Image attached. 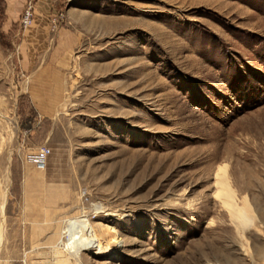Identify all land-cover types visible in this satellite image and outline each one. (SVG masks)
I'll return each instance as SVG.
<instances>
[{
  "label": "rangeland",
  "instance_id": "1",
  "mask_svg": "<svg viewBox=\"0 0 264 264\" xmlns=\"http://www.w3.org/2000/svg\"><path fill=\"white\" fill-rule=\"evenodd\" d=\"M35 9L0 0V264H264V0ZM67 219L115 240L73 256Z\"/></svg>",
  "mask_w": 264,
  "mask_h": 264
},
{
  "label": "bare ground",
  "instance_id": "2",
  "mask_svg": "<svg viewBox=\"0 0 264 264\" xmlns=\"http://www.w3.org/2000/svg\"><path fill=\"white\" fill-rule=\"evenodd\" d=\"M222 169L223 167L217 168V172L214 174L213 184L216 185V190L213 194L219 197L222 203L230 210L232 218L239 224L244 225L250 221V208L248 207L244 199L241 200L240 206H237L234 200L235 191L232 190V185L230 187L231 182L229 183L228 177ZM3 204L4 203L1 204L0 208L3 207ZM95 210H97V207ZM95 213H97L98 215L101 212ZM76 219L65 220L66 226L64 227L66 230H64L63 232L66 233L67 231H70L67 236V245L73 256H77L80 251H89L93 248H96L98 250L97 254L103 253L105 251V247H107L114 238H105L103 234H101L102 229H98L91 226L90 224H87L86 220ZM237 226L239 225L237 224ZM75 227L78 228V232H74ZM78 259L73 260L74 264H76V261H78Z\"/></svg>",
  "mask_w": 264,
  "mask_h": 264
},
{
  "label": "built area",
  "instance_id": "3",
  "mask_svg": "<svg viewBox=\"0 0 264 264\" xmlns=\"http://www.w3.org/2000/svg\"><path fill=\"white\" fill-rule=\"evenodd\" d=\"M24 1V9L22 12V17L20 23L23 28H27L32 25L35 19V11H36V0H23ZM50 150L46 147H42L37 155L33 157V161L37 164H42L43 160L49 155Z\"/></svg>",
  "mask_w": 264,
  "mask_h": 264
},
{
  "label": "crops",
  "instance_id": "4",
  "mask_svg": "<svg viewBox=\"0 0 264 264\" xmlns=\"http://www.w3.org/2000/svg\"><path fill=\"white\" fill-rule=\"evenodd\" d=\"M11 1V0H9ZM21 1V0H20ZM41 8V5L39 6ZM23 9H24V1H23ZM23 11V10H22ZM35 17H36V11H35Z\"/></svg>",
  "mask_w": 264,
  "mask_h": 264
}]
</instances>
